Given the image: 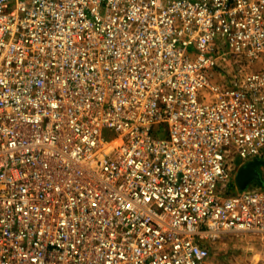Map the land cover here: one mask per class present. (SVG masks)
<instances>
[{
  "label": "built area",
  "instance_id": "built-area-1",
  "mask_svg": "<svg viewBox=\"0 0 264 264\" xmlns=\"http://www.w3.org/2000/svg\"><path fill=\"white\" fill-rule=\"evenodd\" d=\"M256 160L264 0H0V264H264Z\"/></svg>",
  "mask_w": 264,
  "mask_h": 264
},
{
  "label": "rangeland",
  "instance_id": "rangeland-1",
  "mask_svg": "<svg viewBox=\"0 0 264 264\" xmlns=\"http://www.w3.org/2000/svg\"><path fill=\"white\" fill-rule=\"evenodd\" d=\"M228 82V76L222 74L216 77V81ZM262 179L264 180V167L258 168ZM263 186L260 183L253 182L250 187ZM232 191H236L232 189ZM258 240L254 236L243 234H229L213 245L211 257L205 264H262L258 256Z\"/></svg>",
  "mask_w": 264,
  "mask_h": 264
},
{
  "label": "water",
  "instance_id": "water-1",
  "mask_svg": "<svg viewBox=\"0 0 264 264\" xmlns=\"http://www.w3.org/2000/svg\"><path fill=\"white\" fill-rule=\"evenodd\" d=\"M264 167V161L256 160L241 169L236 177V182L241 190H245L253 182H262L259 167Z\"/></svg>",
  "mask_w": 264,
  "mask_h": 264
},
{
  "label": "crops",
  "instance_id": "crops-1",
  "mask_svg": "<svg viewBox=\"0 0 264 264\" xmlns=\"http://www.w3.org/2000/svg\"><path fill=\"white\" fill-rule=\"evenodd\" d=\"M250 236H252V235H250ZM255 238V237H254ZM256 239V238H255ZM257 240V239H256ZM258 246H259V253H258V256L260 257V245L258 244ZM262 263V262H261ZM263 264V263H262Z\"/></svg>",
  "mask_w": 264,
  "mask_h": 264
}]
</instances>
